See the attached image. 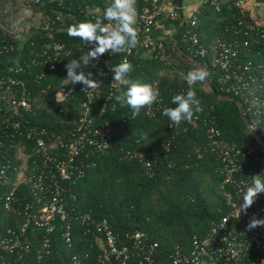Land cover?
<instances>
[{"label": "trees", "instance_id": "trees-1", "mask_svg": "<svg viewBox=\"0 0 264 264\" xmlns=\"http://www.w3.org/2000/svg\"><path fill=\"white\" fill-rule=\"evenodd\" d=\"M216 1L220 3L218 10L210 4H201L192 17L195 23L191 22L189 26L186 23L176 43V51L181 58L173 51L172 42L180 29V17L170 21L166 15L157 20L156 26L166 25L172 30L169 36L159 38L166 45L170 63L161 61L157 52L138 47L130 53H116L109 58L93 113L102 123L109 122L117 137L105 155L85 154L80 158L84 175L64 195L72 225V245L63 239V229L68 222L58 220L50 236L51 254L42 264H69L75 255L88 256L83 264H100L98 236L93 232L87 233L86 227L79 222V216L87 212L96 221H108L110 228L120 237L119 244L132 250H135V243L128 238L129 235L143 233L147 245H158L154 264L168 263L177 247L185 253L190 252L193 237L206 236L212 224L227 215L230 210L228 192L239 201L233 187L223 185V165L214 149L218 144L248 147H255V144L246 130L236 100L218 98V95L226 93L222 84L224 71L215 65V59L220 52L219 42L231 44L238 51L233 71L246 78L256 76L261 79L263 88L256 90V94L264 111V72L263 75L257 72L259 66H264V25L247 34L245 27H239V24L249 21L254 10H248L245 20L236 6L240 0ZM25 2L32 13L41 15L42 19L41 27L33 28L29 37L20 42L11 32V12L8 10L9 6L17 5V0H0V45L13 47L2 52L3 56L0 52V79L4 80L0 87V109L9 107L3 99L12 97L8 90L10 78L24 83V88L17 85L11 88L12 92L17 98H21L23 92L29 93L33 108L32 112H22L21 127L25 133L13 136L15 134L11 132V137L2 138L3 144L0 145V159L5 157V161L17 166L21 165L17 160L20 149L23 148L26 155L35 150V138L28 139L26 133L31 128L45 130L47 136L44 139L49 143L60 140L67 144L76 137L75 128L83 116L82 105L86 100L83 85H68L75 88V93L66 102H56L55 95L65 86V65L72 59L81 58L89 51V46L79 38L69 37L67 28L79 22H94L96 17H102L112 0H44L41 5ZM255 2L264 5V0ZM174 4L179 6L180 0H174ZM147 5L143 0H136L135 7L143 9ZM190 32L197 35L207 50L205 58L196 54L197 49L189 39ZM56 44L69 51L61 63L48 61L51 51L48 52L47 46ZM125 57L133 65L130 79L159 90L165 105L155 115H148V106L142 108L139 115H134L130 107H121L115 101L118 93L111 88L113 73L109 67L116 66ZM191 61L199 63L209 73L203 83L194 86L203 111L194 114L192 123L184 121L172 125L162 115V110L175 107L171 103L172 97L186 94L189 90L183 75L194 68ZM88 66L84 68L85 72H89ZM248 66L251 68L246 71ZM236 99L240 100L239 97ZM253 103L254 97H250L248 106L255 108ZM211 125L220 132V137H210L208 130ZM53 135L55 138L49 141ZM256 136L264 145V114ZM167 143L170 148L165 150L162 145ZM138 145L143 147L147 159L153 164L150 172L126 155ZM241 162L247 170L257 171L261 166L254 157L244 158ZM23 190L26 200H35L28 184L22 185L19 191ZM13 219L14 216L5 215L7 222ZM43 234L42 230L29 232L32 250L24 264L36 263Z\"/></svg>", "mask_w": 264, "mask_h": 264}, {"label": "built area", "instance_id": "built-area-1", "mask_svg": "<svg viewBox=\"0 0 264 264\" xmlns=\"http://www.w3.org/2000/svg\"><path fill=\"white\" fill-rule=\"evenodd\" d=\"M27 1L29 4L41 5L44 0ZM143 1L148 4L146 7L143 9L136 7V27L139 30L137 47L157 52V57L161 61L170 63L166 45L162 39L154 38L153 34L158 27L156 22L159 18L166 15L170 21H176L180 17L183 6H176L174 0ZM201 4H210L217 10L220 8V3L216 0H202ZM236 6L241 10L242 18L245 20L251 6L264 11V5L256 3L255 0H240ZM194 23L192 21V24ZM262 25H264V16L259 19L253 12L251 19L247 22L242 21L239 27H245L248 34V32L259 30ZM189 39L193 47L197 49L196 54L205 58L207 50L200 43L197 35L190 32ZM218 46L220 52L215 59V65L224 71L222 84L226 93V95H218V98L236 100L246 130L254 141L255 147L238 144L217 145V149L214 150L223 165L221 172L224 178L223 185L232 186L239 201H236L233 194L228 192L230 210L227 215L214 222L206 236H194L190 252L185 253L181 247H177L168 263L161 261L157 264H243L244 262L264 264V226L247 229L253 215L257 219H264V193L258 195L246 214L239 216L236 211L242 202L244 191L252 183L251 178L264 174V145L256 136L257 126L264 114L256 90L263 88V82L256 76L246 78L236 74L233 67L238 59V51L225 42H219ZM12 49L13 47L0 45L1 56H3L2 52ZM47 50L51 51L48 61L56 63H61L64 56L69 54L63 45L58 44L47 46ZM173 51L181 58L174 42ZM114 54L116 53H105L88 66L94 80L102 82L109 58ZM190 64L194 67H202L195 61H191ZM250 68L251 66H248L245 70L249 71ZM257 72L263 75L264 66H259ZM262 79L264 81V75ZM3 84L4 80L0 79V87ZM9 84L8 90L11 91L12 97L3 99L9 107L6 110L0 109V145L3 144L2 138L11 137V132L15 134L13 136H21L25 133L21 127L22 112H32L33 109L29 93L23 92L21 98H17L12 92V87L20 85L24 88V83L10 78ZM207 85L209 86L208 81ZM111 88L115 89L112 85ZM99 89L92 91L91 94L89 90H83L86 99L82 105L83 116L75 128L76 137L73 141L67 144L60 140L49 143L44 139V136H47L45 130L31 128L26 133L28 139L35 138L34 152L26 155L24 149H20L17 154V160L21 163L19 166L5 161V157L0 159V264L25 263L32 250L29 235L32 229L44 232L35 263L42 264L43 260L51 254L50 236L55 231L58 220L68 222L63 229V239L66 244L72 245V225L69 222L68 202L64 195L70 190V186L82 179L84 175L80 158L85 154L105 155L111 150L113 141L117 137V133L109 122L102 123L94 116L93 107ZM63 92L67 97L63 95ZM74 93V87L63 86L55 95V100L58 103L66 102ZM250 97H254L255 108L248 106ZM164 105L159 95L157 103L148 106V115H155ZM194 125L197 124L194 123ZM208 133L212 139L220 137V132L214 125L210 126ZM54 138L55 135L49 141ZM162 148L168 150L170 144H163ZM126 155L128 158L137 160L148 172L152 170L153 164L147 159L141 145L129 150ZM247 157H254L260 163L261 166L257 171L244 168L241 161ZM24 184H28L31 194L35 196L34 201L26 200L25 191H19ZM10 186L12 189H9ZM6 214L14 216L12 222L5 220ZM79 222L86 227L87 233L93 232L98 236L97 243L101 250L98 258L100 264H154L158 245H147L146 236L143 233L136 232L129 235L128 238L135 243V250H132L127 245L119 244L120 237L110 228L108 221H96L92 214L87 212L79 216ZM87 257V255H75L69 264H83Z\"/></svg>", "mask_w": 264, "mask_h": 264}, {"label": "clouds", "instance_id": "clouds-1", "mask_svg": "<svg viewBox=\"0 0 264 264\" xmlns=\"http://www.w3.org/2000/svg\"><path fill=\"white\" fill-rule=\"evenodd\" d=\"M136 0H112L111 4L103 11V15L96 17L95 21H84L72 24L67 28V34L72 38H79L84 45L89 46V51L83 53L81 58L72 59L65 65L66 78L63 79L65 87L68 85L82 84V90H89V94L101 87V81L93 79L91 72L84 68L90 61H96L105 53H130L139 44L137 23ZM108 21V23H104ZM79 70V71H78ZM113 73L112 87L116 89L115 101L121 107H130L134 115H139L142 108L157 103L159 90L147 83L130 79L133 65L125 57L119 64L109 67ZM209 73L202 67H194L184 76L189 90L186 94L174 95L171 103L175 107H164L162 115L167 117L172 125L181 122L192 123L194 114L201 113L203 108L196 98L194 86L203 83ZM123 85L124 87H117ZM63 95L65 96L64 92ZM67 97V96H65ZM251 185L246 188L242 202L236 211L239 216L246 214L254 204L259 194L264 193V174L251 178ZM264 226V219H257L255 215L250 218L247 229Z\"/></svg>", "mask_w": 264, "mask_h": 264}, {"label": "rangeland", "instance_id": "rangeland-1", "mask_svg": "<svg viewBox=\"0 0 264 264\" xmlns=\"http://www.w3.org/2000/svg\"><path fill=\"white\" fill-rule=\"evenodd\" d=\"M199 3H201L200 0L194 3L192 2L190 10L184 12L185 22L188 26L191 24L192 17L199 8ZM8 10L11 12V32L18 41H25L29 37L30 31L33 28L39 29L41 27L42 16L34 15L31 9L27 6L25 0H17V5L9 6ZM254 14L259 19L263 17L262 11H260V9L257 11L255 10ZM167 32L169 36L172 30L167 29Z\"/></svg>", "mask_w": 264, "mask_h": 264}, {"label": "crops", "instance_id": "crops-1", "mask_svg": "<svg viewBox=\"0 0 264 264\" xmlns=\"http://www.w3.org/2000/svg\"><path fill=\"white\" fill-rule=\"evenodd\" d=\"M198 0H184V3L182 4L183 6V11H189L190 10V7H191V3L193 2H197ZM202 2V0H200ZM188 5H187V4ZM201 3H199V6H200ZM251 10H258V9H255V7L251 6ZM261 11V10H260ZM262 15L264 16V11L262 10ZM166 35H168V32H167V26L164 25V26H158L156 28V30L154 31V38H163L165 37Z\"/></svg>", "mask_w": 264, "mask_h": 264}, {"label": "water", "instance_id": "water-1", "mask_svg": "<svg viewBox=\"0 0 264 264\" xmlns=\"http://www.w3.org/2000/svg\"><path fill=\"white\" fill-rule=\"evenodd\" d=\"M183 0H180V5L182 6ZM180 29L178 30V32L175 34L173 42L177 43L178 38L180 33L184 30L185 26H186V22L184 19V14H183V9L180 10Z\"/></svg>", "mask_w": 264, "mask_h": 264}]
</instances>
